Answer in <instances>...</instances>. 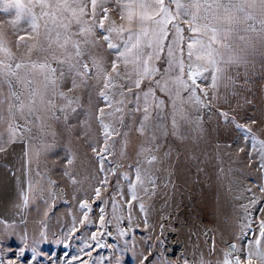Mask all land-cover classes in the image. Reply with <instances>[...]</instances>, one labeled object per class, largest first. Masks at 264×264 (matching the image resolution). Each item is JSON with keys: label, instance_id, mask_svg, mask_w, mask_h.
Listing matches in <instances>:
<instances>
[{"label": "snow or ice", "instance_id": "snow-or-ice-1", "mask_svg": "<svg viewBox=\"0 0 264 264\" xmlns=\"http://www.w3.org/2000/svg\"><path fill=\"white\" fill-rule=\"evenodd\" d=\"M0 162V264H264V0H0Z\"/></svg>", "mask_w": 264, "mask_h": 264}, {"label": "rangeland", "instance_id": "rangeland-1", "mask_svg": "<svg viewBox=\"0 0 264 264\" xmlns=\"http://www.w3.org/2000/svg\"><path fill=\"white\" fill-rule=\"evenodd\" d=\"M241 114H243V111H241ZM0 164H2V162H0ZM205 183H207V180H206V178H203V177H202L201 185L189 187V186L184 185L183 183H181L180 188H179V190L177 192V199L180 198V193H183L184 194L186 207L183 210V213H182L183 216L188 217L193 212V209H197L198 208V206L195 203H190L188 201L187 197L191 194V195L196 196L197 199H200V197L197 194L199 193L200 188ZM12 192H13L12 183H11L10 179L9 180H5V177H4V169H3V167H0V203L3 202V200L5 199L6 194H12ZM204 195H205V197H207V199L209 201H211L212 198H213V196H214V191L208 190V189L205 188L204 189ZM161 203H162V200L158 198L157 201H156V207H157V209H159ZM66 211H67V206L64 205L63 203H61V205L57 209V212L60 214L61 224L60 225H57L55 218L51 222L52 225H53V227L56 230H59V228L61 226H63V224L65 222V219H67L68 222H70V219H71L70 217L65 218L63 216V213L66 212ZM193 219H194V216H193ZM202 220L209 227H213L214 226V220H213V218L211 216L202 214ZM91 230H95V229L93 228ZM227 238H228L227 235H225V239H227ZM77 246H78L77 242L75 240H73V242L71 244V247H69L67 249V251L70 252V253H74ZM217 246L218 247H223L224 246L221 243V241H220L219 235H217ZM45 251H50L54 256H59L61 259L64 258L63 253H64L65 249L63 248L62 245L57 246L54 243L51 244V245H46L45 246ZM99 251L102 254L104 252L103 249H101ZM94 255H95V253H94Z\"/></svg>", "mask_w": 264, "mask_h": 264}]
</instances>
